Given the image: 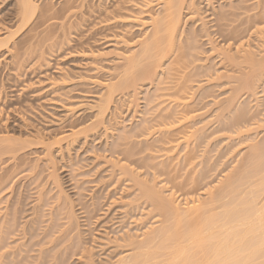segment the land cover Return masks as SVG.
<instances>
[{
    "label": "rangeland",
    "instance_id": "rangeland-1",
    "mask_svg": "<svg viewBox=\"0 0 264 264\" xmlns=\"http://www.w3.org/2000/svg\"><path fill=\"white\" fill-rule=\"evenodd\" d=\"M160 1L33 0L22 23L20 0H0V39L13 33L0 49V132L31 140L16 158L0 160V264H112L134 246L126 235L142 239L172 219L158 215L139 183L164 195L171 188L180 203L190 195L206 199L263 138L264 80L256 93L235 86L252 69L244 53L264 57V0H193L199 14L188 17L191 5L184 8L179 49L162 65L168 71L158 68L154 81L114 92L103 128L46 149L95 118L106 84L122 69L116 53L138 49L148 30L141 23ZM234 93L236 107L248 109L238 124L219 110ZM186 110L197 114L191 123L181 118ZM200 118L208 125L197 137L168 148Z\"/></svg>",
    "mask_w": 264,
    "mask_h": 264
},
{
    "label": "bare ground",
    "instance_id": "bare-ground-1",
    "mask_svg": "<svg viewBox=\"0 0 264 264\" xmlns=\"http://www.w3.org/2000/svg\"><path fill=\"white\" fill-rule=\"evenodd\" d=\"M194 3L193 0H161L160 10L147 14L148 19L141 23L142 25L146 24L148 30L144 32L143 38L138 41V49L132 54H126L125 52L116 53L117 57L123 62V65L119 67L122 69L116 81L106 84V92L102 95L103 99H100L101 103L98 102L95 118L86 126L77 129L72 128L70 133L59 136L50 143H45L46 149L49 151L52 145L58 144L63 140L74 142L81 135L85 137L91 131L99 128L98 126L102 127L105 122L103 120L104 114L109 108L114 92L124 89L127 91L126 89L128 88H132L133 91L136 90L137 81L140 79L153 80L159 73L158 68L159 70L161 68V72L164 73L166 68L162 70V65L167 61V53L173 52L178 47L183 32L184 8L191 5L192 10L188 17L192 16L191 18H193L194 15L199 14L198 7ZM19 5L21 9L20 20L25 23L33 14L35 5L33 0H20ZM223 10L221 12H224ZM220 14L223 15L222 13ZM221 31L223 32V30ZM189 33L194 37V30ZM11 34L13 33L11 32L7 37L0 39V49L6 46ZM191 43L189 44L190 46ZM212 48L215 49L216 47L212 46ZM222 51L220 53L225 58L230 60L238 58V56L232 54L228 55L229 52L226 54ZM242 58L252 65V69L250 73L242 75L238 80L236 79L238 87L234 86L238 90L246 89V91L256 93L258 82L264 80L261 78L264 72V57L261 59L255 58L254 54L248 50ZM166 70L168 71V68ZM166 70L165 73L167 72ZM236 88L231 89L234 91ZM235 95L236 93L232 94V96L229 95L223 101L221 100L219 102L221 103L219 110L220 114L223 111L232 112L234 115L233 119H235L233 121L238 124L245 117L248 109L247 105L242 106V108L236 107L235 100L233 102ZM185 98L187 99L188 97L184 96L183 99ZM185 102L186 100L182 103L185 104ZM191 112L193 111L186 110L181 117L182 120L189 121L192 116L194 117L196 113L192 114ZM189 114L191 117L188 116ZM205 124L207 123L201 118L197 122L189 124L187 128H191L190 133L184 132L180 137L169 139L167 142L169 144L168 148L172 150L176 145L185 142L188 135L197 137L203 131ZM262 127L264 130V121ZM187 140L189 142V139ZM30 141L29 139L15 138L0 132V160L3 157L5 158V155H9L11 159L16 158L20 151L31 144ZM249 148L250 151L244 161L231 174L225 175L223 180L219 181V185L215 186V192L206 190L208 192L206 199L190 195V197H182L184 202L181 200L180 203L176 202L178 196L175 195L177 193L171 188H168V193L164 195L157 190L158 188L146 185L147 182L139 183L140 194L149 200L151 207L158 211L159 214L156 213L159 216L162 215L172 219H170L171 222L169 219V221L163 219L164 222H170L169 224L165 222V224L143 231L144 238L142 239L135 240V235H126L125 237L127 238H124L134 245L131 249L133 251L131 252L130 250L128 253L121 254L112 264H264V136L259 142L250 144ZM186 154L189 155L188 153ZM190 158H192V155ZM124 173L126 174L127 172ZM49 175L57 187L59 182L54 170ZM0 180L1 184L5 182L3 178H0ZM57 188L60 189H58L60 198L64 195V191L61 190V187ZM64 196L63 199L65 198ZM214 203H219V205L211 207ZM69 207L67 217L69 222L73 223L76 220V215L72 205ZM216 208L217 210L220 208V210L216 211Z\"/></svg>",
    "mask_w": 264,
    "mask_h": 264
}]
</instances>
